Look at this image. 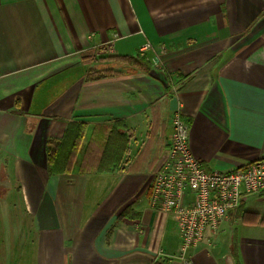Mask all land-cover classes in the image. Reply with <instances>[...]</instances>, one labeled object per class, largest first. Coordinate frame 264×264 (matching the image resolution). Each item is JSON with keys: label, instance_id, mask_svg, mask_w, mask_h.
<instances>
[{"label": "crops", "instance_id": "0c3cea01", "mask_svg": "<svg viewBox=\"0 0 264 264\" xmlns=\"http://www.w3.org/2000/svg\"><path fill=\"white\" fill-rule=\"evenodd\" d=\"M87 51L97 60L83 63ZM136 54L149 72L98 60ZM105 68L124 75L86 80ZM153 104L164 135L131 171ZM176 109L206 168L264 158V0H0V264H264V225L238 216L241 207L264 215V206H245L264 195L186 249L175 218L152 206ZM116 119L132 135L124 163L81 173L88 142L104 138L97 126ZM73 120L87 124L74 170L51 175L46 141ZM20 206L28 221L13 214L8 225L5 212Z\"/></svg>", "mask_w": 264, "mask_h": 264}, {"label": "built area", "instance_id": "2783aa9c", "mask_svg": "<svg viewBox=\"0 0 264 264\" xmlns=\"http://www.w3.org/2000/svg\"><path fill=\"white\" fill-rule=\"evenodd\" d=\"M167 161L154 174L150 202L172 215L182 236L183 249L200 244L215 233L228 213L252 195H264V158L230 171L206 168L189 144V124L180 109L170 115ZM228 264H233L231 257Z\"/></svg>", "mask_w": 264, "mask_h": 264}, {"label": "trees", "instance_id": "16d2710c", "mask_svg": "<svg viewBox=\"0 0 264 264\" xmlns=\"http://www.w3.org/2000/svg\"><path fill=\"white\" fill-rule=\"evenodd\" d=\"M99 59L125 64L131 71L139 69L149 72L152 68L150 60L143 54L109 55L107 57H100ZM94 60H97V58L91 51L82 53L83 63L88 64ZM122 75H124L122 71L114 68L90 69L86 74V80L96 81ZM179 76L181 80H186L191 75L182 76L179 73ZM151 109L152 120L150 123V131L147 133V141L134 163L129 167L131 171H137L148 161L155 144L164 135L160 107L158 104H153ZM86 125L83 121H70L62 137H50L47 139V168L51 175L71 173L74 170L75 160L83 141ZM96 130L95 134L104 135V138L95 137L88 142L79 169L81 173H88L94 170L99 173L114 171L122 166L126 155L129 153L132 135L126 131L123 120L116 119L112 123L99 125ZM129 209L130 206L119 217L127 216ZM238 211V216L243 223L264 225V215H261L259 212L245 210L243 207L239 208ZM155 264L163 263L156 261Z\"/></svg>", "mask_w": 264, "mask_h": 264}, {"label": "rangeland", "instance_id": "374dc122", "mask_svg": "<svg viewBox=\"0 0 264 264\" xmlns=\"http://www.w3.org/2000/svg\"><path fill=\"white\" fill-rule=\"evenodd\" d=\"M120 64V63H119ZM118 65V64H117ZM108 66V65H107ZM105 67L103 64H99V68H103ZM256 198V197H255ZM245 206L247 207H254V206H257V207H262L264 206L263 203H261L260 201L254 199V197H250L248 201H246V204ZM20 210L19 213L15 212V213H10L8 211L5 212V217L3 218V220L9 225V224H13L14 220H12L10 217L13 216V214H19L20 215V219L22 221H28V217L25 216V214L23 213V208L22 206L19 207ZM2 209H0V212H3V210L1 211ZM4 221L2 223H4ZM15 224V222H14ZM8 228L5 226L4 229H2L3 231H6ZM230 230V233L232 235H235L236 237L239 235V229H229Z\"/></svg>", "mask_w": 264, "mask_h": 264}]
</instances>
